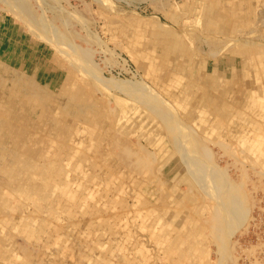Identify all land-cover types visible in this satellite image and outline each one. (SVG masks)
I'll list each match as a JSON object with an SVG mask.
<instances>
[{
    "label": "rangeland",
    "instance_id": "1",
    "mask_svg": "<svg viewBox=\"0 0 264 264\" xmlns=\"http://www.w3.org/2000/svg\"><path fill=\"white\" fill-rule=\"evenodd\" d=\"M0 264H264V0H0Z\"/></svg>",
    "mask_w": 264,
    "mask_h": 264
},
{
    "label": "crops",
    "instance_id": "2",
    "mask_svg": "<svg viewBox=\"0 0 264 264\" xmlns=\"http://www.w3.org/2000/svg\"><path fill=\"white\" fill-rule=\"evenodd\" d=\"M209 38H214V37H209ZM201 45L203 46L207 45L206 47L208 49V52H206V54H208L210 57H217L221 53V51H223V49L229 51L230 49L229 47L232 46L230 42L219 43L217 39L203 41ZM252 45H254V43L250 41L249 43H246L245 47L246 46L250 47ZM188 55L190 56L189 52H188Z\"/></svg>",
    "mask_w": 264,
    "mask_h": 264
},
{
    "label": "bare ground",
    "instance_id": "3",
    "mask_svg": "<svg viewBox=\"0 0 264 264\" xmlns=\"http://www.w3.org/2000/svg\"><path fill=\"white\" fill-rule=\"evenodd\" d=\"M2 1H3V0H2ZM15 2H16V1H15ZM5 3H6V2H5ZM5 3H4V4H5ZM45 20H46V19H45ZM87 58H88V57H87ZM87 58H86V59H87ZM117 79H118V78H117ZM118 80H119V79H118ZM118 80L110 79V81H106V82H105V81L103 80V82L108 83V84L110 83V86H111V87H115V89L118 90V91H123V90H124V91H127V88H128L127 83H128V82L126 83V82H122V81H118ZM131 82H132V81H131ZM128 89H129V88H128ZM138 90H139V89H138ZM123 93L125 94V92H123ZM137 93L140 94V95H142L141 92H139V91H137ZM136 98H137V97H136ZM153 111L157 113L158 110H157L156 108H153ZM160 112H161V111H160ZM158 113H159V112H158ZM158 113H157V114H158ZM160 116H163V114L160 113ZM177 131L180 132V129L177 130ZM182 131H183V130H182ZM179 132H178V133H179ZM188 134L190 135V132H189V131H187V135H188ZM191 136H193V134H192ZM193 137H194V136H193ZM191 138H192V137H191ZM195 139H196V138H195ZM196 140H197V139H196ZM231 196H232V195H231ZM232 197H233V196H232ZM232 207H233V206H232Z\"/></svg>",
    "mask_w": 264,
    "mask_h": 264
}]
</instances>
